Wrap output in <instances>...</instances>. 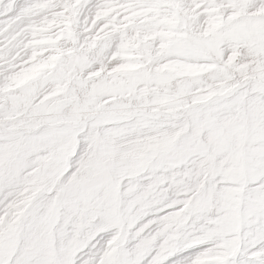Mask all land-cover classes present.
I'll return each mask as SVG.
<instances>
[{"label":"snow or ice","instance_id":"6c2138e0","mask_svg":"<svg viewBox=\"0 0 264 264\" xmlns=\"http://www.w3.org/2000/svg\"><path fill=\"white\" fill-rule=\"evenodd\" d=\"M0 264H264V0H0Z\"/></svg>","mask_w":264,"mask_h":264}]
</instances>
